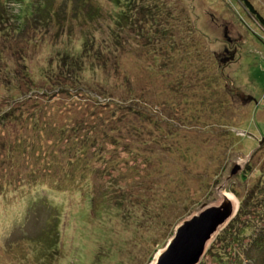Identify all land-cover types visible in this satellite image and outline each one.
Wrapping results in <instances>:
<instances>
[{
    "label": "rangeland",
    "instance_id": "1",
    "mask_svg": "<svg viewBox=\"0 0 264 264\" xmlns=\"http://www.w3.org/2000/svg\"><path fill=\"white\" fill-rule=\"evenodd\" d=\"M88 1L100 13L88 16L77 0H4L11 24L0 31V110L28 75L45 93L19 97L0 130V140L26 138L21 164L0 160V180L12 181L0 191V264H150L177 224L226 199L242 210L196 264H264V27L242 0ZM249 2L264 17V0ZM85 44L103 64L84 57L85 90L56 93L46 80ZM95 94L110 107L94 104ZM97 115L109 117L104 135L95 132L107 157L94 162L107 169L78 188L70 180L81 173H64L77 154L58 151L62 170L50 178L59 190L32 185L26 154L42 139L33 117L57 126ZM79 127L69 131L77 147L88 123Z\"/></svg>",
    "mask_w": 264,
    "mask_h": 264
},
{
    "label": "trees",
    "instance_id": "2",
    "mask_svg": "<svg viewBox=\"0 0 264 264\" xmlns=\"http://www.w3.org/2000/svg\"><path fill=\"white\" fill-rule=\"evenodd\" d=\"M242 2L244 6H246V8L255 15L258 22L264 27V17L252 6L249 0H242ZM48 6L49 5H46L45 8ZM80 6L83 8L82 12L86 13L90 17L93 16L94 14L100 13L101 11L100 5L96 4L95 2L88 1V0H77V3H76L77 9H80ZM48 11H49V7H48ZM124 15L126 14L124 10L121 9L120 12L116 14L117 21L119 22L120 19H125L126 16L124 17ZM10 19H11V13L7 9L4 0H0V31L1 32L8 30L7 27H9L11 24ZM22 23L24 24V21ZM20 28L21 27L17 29H20ZM11 31L15 32V28H12ZM92 53L95 54L93 57L96 56L97 59L99 58V61H102V60L104 61V56L100 53L99 50L97 49L92 50V47L90 45L88 47L87 44H85L84 51H83V54H81V56H75V57L71 56V58L69 57L70 60L68 61L67 59L66 60L64 59V57L67 58V55H65L63 57V62L58 66L57 70H54V72L52 71V73L55 74L54 75L55 80L50 81L51 79L50 76H53V75L49 74L50 78L46 81H48L52 89H57L56 93L60 92L59 91V88H60L63 90L64 89L67 90L69 93V97L78 96L79 90L75 89L76 86L79 87V89H83V91L85 90V87L81 85L80 79H79L80 72L84 68V57L88 58L92 55ZM103 61L102 63H99V64H103ZM24 71H25L24 75H28L26 73V69H24ZM21 72L23 73V69ZM18 83H23V84H20V86L15 85V87L17 86V88L20 87L21 93H16V95H13V94L11 95L10 101L12 100V103L14 104L9 109H6L5 107H3V109L0 110V130L3 129L2 124L5 125L4 123H5L6 118H8L11 114L14 115L13 114L15 113L14 109H16V107L19 108L22 106L20 105L21 103H19L20 106L19 105L17 106V104L15 103L21 100L19 99V97L23 98L22 101L26 100L27 102V101L36 100V97H34L35 95L40 96L42 93L43 94L45 93L44 90L41 91L40 86L39 87L36 86V84L34 83V81L29 75L27 79H23V82L21 81ZM9 87H12V85H9ZM72 90H75V91L73 92ZM92 98L94 99V104H97L99 106H105V105L109 106L110 98L106 99V95H103V97H101L95 94V95H92ZM38 110H40V107H36V109H31L29 112L30 117L34 114L35 111H38ZM135 111H138V110H135ZM98 115L95 119H91V121H89L88 119L73 120L74 119L73 118L72 119L74 121L73 123L68 124V122L62 121L57 126L50 125L49 118H45L43 121H41L42 119H40V121H38L37 117H33L32 122H34L35 126L37 125L38 127L37 130L40 132L42 139H39L38 142H35L32 148L33 152H29L26 154L27 157H30L32 161L31 168H30L32 177L34 176V178L31 180V182L33 183L32 185L47 183L49 187L59 190L58 185L60 183L58 182L60 181V179L50 178V173H53L56 170L55 168L61 169V166L59 162L57 161V157H56L58 151L64 152L69 157L73 156L74 154H77L73 162L67 161V165H70V170H66V171L64 170V173L65 175H68L69 172L75 171V170H77L76 172L81 173V176L78 179L70 180V182H72L71 185H75L78 188L85 189L84 185L87 183L88 179L91 178V176L93 177L95 176V174L97 175L101 171H105V169H107L106 165H104L101 168L102 170H100L95 165V162H94L96 159H100V158L105 159L107 157V152L105 150L104 151L100 149L97 150L99 146H103L105 139L99 138L95 132L99 130L101 134H103V131L108 125L107 123H109L105 121L109 120V117L105 121H103L104 118L100 116L98 117ZM20 116L24 117L23 113ZM21 121H24V120H21ZM85 123H88V130L87 132H85L86 137L84 138L85 141L83 143L81 141V144L79 145V147H77L74 142L75 138L71 133H69V131L71 130L72 132H77L76 130L80 128L79 125L85 124ZM90 131L94 132L95 134V135H92V138L88 134ZM67 134H68V141L70 145L66 144L62 148H60L59 143L64 139V137ZM48 135H54L56 137L50 140V137ZM110 135L112 136V134L110 133V134H107L106 137ZM13 139L14 137L12 139L7 138V139L0 140V153H2L0 154V160L6 164H9V166L10 165L14 166V162L17 161L18 159H19L18 161H20V164H21L22 163L21 160L23 159L19 158V156L24 155V150L26 149V138L25 139L16 138L14 141ZM98 139H99V142H98ZM117 139L118 138L116 137L112 138V140H117ZM95 141L97 145L94 147L93 143L95 145ZM72 146L77 147V148H72ZM24 165L28 167L27 163H25ZM63 166L65 167V165ZM45 177H49V179L45 180L44 179ZM2 179L0 180V191L4 190L5 185L12 183V181L10 180L3 182ZM27 181H29V179H27ZM27 181L25 180L24 184H27ZM88 188L90 192L91 191L90 183H89ZM104 191L105 190H103V194L105 193ZM90 198L92 199V196H90ZM92 206L96 207V201H92ZM241 206L242 204L238 207L236 214L229 220V222L227 223L228 225L232 223V221L235 220L236 217L240 214V211L242 210ZM53 242H55V240H53Z\"/></svg>",
    "mask_w": 264,
    "mask_h": 264
},
{
    "label": "water",
    "instance_id": "3",
    "mask_svg": "<svg viewBox=\"0 0 264 264\" xmlns=\"http://www.w3.org/2000/svg\"><path fill=\"white\" fill-rule=\"evenodd\" d=\"M263 139L264 136L259 140V145ZM240 167V164L235 162L230 174L236 173ZM232 214L233 204L222 200L219 204L208 205L191 217L183 219L175 227L165 247L155 255L153 264H196L207 240Z\"/></svg>",
    "mask_w": 264,
    "mask_h": 264
},
{
    "label": "bare ground",
    "instance_id": "4",
    "mask_svg": "<svg viewBox=\"0 0 264 264\" xmlns=\"http://www.w3.org/2000/svg\"><path fill=\"white\" fill-rule=\"evenodd\" d=\"M223 192H226V191H221L220 192V196L223 194ZM225 196H227V198H230L231 199V197L233 196H230V195H228V194H226ZM226 200H228V199H226ZM229 201V200H228ZM232 201L234 202V198H232ZM232 203V202H231ZM233 204V203H232ZM238 207V206H237ZM238 209V208H237ZM237 209H235V207H234V204H233V214H232V216L228 219V221L236 214V211H237ZM227 221V222H228ZM227 222H225V223H223V224H221L218 228H217V230L211 235V237L207 240V242L205 243V246L206 245H208L209 243H210V240L213 238V236H214V234H216V233H218V231L227 223ZM156 257V256H155ZM155 257H154V260H152V262L150 263V264H153V262L155 261Z\"/></svg>",
    "mask_w": 264,
    "mask_h": 264
}]
</instances>
